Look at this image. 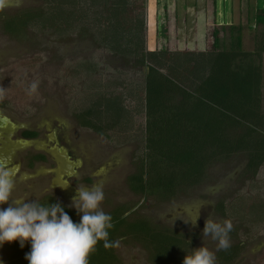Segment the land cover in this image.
Wrapping results in <instances>:
<instances>
[{
    "label": "trees",
    "instance_id": "1",
    "mask_svg": "<svg viewBox=\"0 0 264 264\" xmlns=\"http://www.w3.org/2000/svg\"><path fill=\"white\" fill-rule=\"evenodd\" d=\"M145 4L146 0H43L36 7L17 11L8 21L22 18L23 27L35 26L56 36L90 33L100 52L126 62L115 69L100 57L79 58L72 72L85 73L80 78L82 96L70 112L81 128L114 146L133 144L134 171L126 185L136 194L162 200L175 197L203 183L214 163L243 153L245 176L258 177L248 180L245 193L218 200L215 212L236 218L248 226L249 233L256 234L257 225L264 222V109L260 99L264 5L253 16L263 27L255 31L259 38L249 52L243 49L238 26L229 27L227 39L214 30L207 50H150ZM6 22L3 28L11 34L14 22ZM162 33L158 24V34ZM97 75H107L110 80L94 79ZM125 80L128 84L122 90ZM36 201L60 203L73 222L80 221L81 213L52 196ZM248 210L258 214L251 218L246 216ZM105 213L113 223L109 240L129 236L142 243L152 264H182L193 246V238L187 234L145 220L133 223L125 219L118 206ZM233 224L234 229L237 225ZM238 244L219 250L217 257L232 261L241 248ZM6 248V264H29L25 256L31 251L30 240L23 248L19 240L6 241ZM89 264H120V259L115 247L106 249L100 241Z\"/></svg>",
    "mask_w": 264,
    "mask_h": 264
},
{
    "label": "rangeland",
    "instance_id": "2",
    "mask_svg": "<svg viewBox=\"0 0 264 264\" xmlns=\"http://www.w3.org/2000/svg\"><path fill=\"white\" fill-rule=\"evenodd\" d=\"M42 1L7 0L5 7L0 9V89L4 93L0 103L5 104L3 112L12 122L0 130V157L18 166L13 196L24 203L34 201L42 192L48 191L50 196L69 206L77 195L78 185L89 189L102 185L105 199L101 208L104 212L118 206L124 211V218L133 223L151 222L187 234L193 238L188 254L193 248L205 246L215 252L216 264H264V222L257 225L256 234L249 233L248 226L236 222V218L228 219L214 210L216 201L231 199L235 192L245 193L248 180L255 181L258 177L250 173L245 176V155L239 153L214 163L198 187L178 192L166 200L133 192L126 185L128 175L134 171L131 161L133 144L114 146L97 133L81 128L70 112L71 105L82 96L80 78L85 73L80 69L81 73L78 70L76 74L72 72L77 69L79 58L100 57L115 69L124 67L126 62L100 52L90 33L56 36L35 26L23 27L22 18L10 19L14 22H11L13 32L5 31L3 23L17 11L31 9ZM260 3L259 0L256 4L253 0H146L147 48L207 50L212 46L214 30L221 38L227 39L229 27L238 26L242 31L243 49L250 52L259 38L255 31L263 27L253 20L254 9ZM158 24L164 29L162 35L158 34ZM261 65L260 99L264 109V53ZM99 78L104 82L110 80L107 75L94 77ZM124 83L122 90L128 81ZM32 105L34 113L24 117L25 110H31ZM55 119L64 127L62 132L56 128L57 124L52 123ZM36 124L43 129L38 138L18 139V127H37ZM58 138L67 141V146ZM31 147L43 150L46 159L27 169L24 158ZM66 182H69L67 188L60 187ZM11 204L10 198L8 203L0 204V209ZM257 214L254 210L246 211V216L251 218ZM210 216L213 221L229 220L232 225H237L229 233L230 245L239 243L241 248L232 261L220 260L217 257L218 242L211 236L204 238L202 235L205 221ZM196 217L195 224L191 220L184 221ZM125 237L119 239V245L115 247L120 264H152L147 248L129 236ZM6 257L4 242L0 246V264H6Z\"/></svg>",
    "mask_w": 264,
    "mask_h": 264
},
{
    "label": "clouds",
    "instance_id": "3",
    "mask_svg": "<svg viewBox=\"0 0 264 264\" xmlns=\"http://www.w3.org/2000/svg\"><path fill=\"white\" fill-rule=\"evenodd\" d=\"M6 2L0 0V9ZM3 98L4 93L0 89V100ZM17 174L18 166L0 157V204L8 203L10 198L12 200L9 207L0 209V246L6 241L19 240L23 248L25 241L30 240L31 251L25 256L29 264H89L98 242L103 241L106 249L119 245V240H109L113 223L111 215L101 208L105 199L102 185L91 189L78 185L77 195L69 206L82 215L79 222H73L60 203L44 205L36 200L24 203L17 200L13 196ZM68 186L69 182H66L60 187ZM189 220L195 224L197 217L184 219L186 223ZM232 229L229 220L217 222L210 216L205 221L202 235L216 240L219 250H227L231 246L229 233ZM182 264H216V254L205 246L193 248Z\"/></svg>",
    "mask_w": 264,
    "mask_h": 264
},
{
    "label": "flooded vegetation",
    "instance_id": "4",
    "mask_svg": "<svg viewBox=\"0 0 264 264\" xmlns=\"http://www.w3.org/2000/svg\"><path fill=\"white\" fill-rule=\"evenodd\" d=\"M14 92V91H13ZM4 103H0V130H3L4 128H7L8 125L10 123H12L9 119L8 116H6L3 112V110L5 109L4 108ZM33 105L31 106V110L30 109H26L25 110V114H24V117H27L29 114L31 113H34L33 111ZM34 116V115H33ZM31 117V116H30ZM50 122V121H49ZM52 123L54 124H57V127L59 129L60 132H62L64 130V127L61 125V122L58 120V119H55L54 121H52ZM36 126H21V127H18L17 129V134L18 135V139H21V140H34L36 138H38L39 135H41V131L43 130L42 128H40L39 124H36ZM55 128V130L57 131V129ZM41 129V130H40ZM59 140H61V138H58ZM61 141H63L64 145L67 146V141H65L64 139H62ZM24 153V152H23ZM27 155H25V160H26V167L27 169L29 168L30 169V166H33L35 165L36 163H42L43 160H45L46 156H45V153L43 150H36L34 149L33 147L31 148H28L27 149ZM23 163V162H22ZM40 194V193H39ZM47 195H51L49 194L48 191H44L40 194L41 197L39 198H42L44 196H47ZM38 198V199H39ZM37 200V199H36ZM217 202V201H216ZM216 202L214 203V210H215V204ZM181 233V232H180ZM183 234V233H182ZM185 235V234H184Z\"/></svg>",
    "mask_w": 264,
    "mask_h": 264
},
{
    "label": "crops",
    "instance_id": "5",
    "mask_svg": "<svg viewBox=\"0 0 264 264\" xmlns=\"http://www.w3.org/2000/svg\"><path fill=\"white\" fill-rule=\"evenodd\" d=\"M257 1H258V0H253V2H255V4H256ZM259 1H261V3H260V5L257 4V6H256V8L254 9V11H256L258 8H262V7H263V5H264V0H259ZM254 13H255V12H254Z\"/></svg>",
    "mask_w": 264,
    "mask_h": 264
}]
</instances>
